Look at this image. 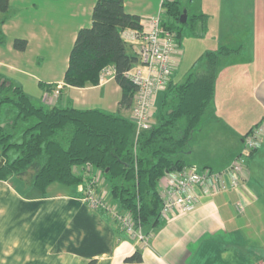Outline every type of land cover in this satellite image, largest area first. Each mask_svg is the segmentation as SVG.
<instances>
[{
    "label": "crops",
    "instance_id": "obj_1",
    "mask_svg": "<svg viewBox=\"0 0 264 264\" xmlns=\"http://www.w3.org/2000/svg\"><path fill=\"white\" fill-rule=\"evenodd\" d=\"M95 2L9 0V10L0 13V23L4 20L0 27L8 42L0 48L19 57L20 52L9 43L15 38L25 39L27 46L33 45L34 49L71 46L78 30L90 26ZM122 2L124 11L137 16L140 25L155 16L162 4V0ZM194 6L195 16H207L206 32L220 38L219 44L224 43L223 39L253 37V54L257 39H264V0H197ZM210 21L219 22V26ZM132 31L125 29L123 33ZM128 42L130 52L137 54L141 40ZM261 48L255 47L257 54H261ZM238 49L236 53L243 54V49ZM228 59L222 63L224 66L237 65L235 59ZM0 69V74L7 73L23 89L16 82L20 74L16 64L0 60ZM255 70L257 75L246 73L251 81L244 87L235 83L245 77L241 75L222 84L218 91L215 81L211 109L202 119L210 127L200 129L201 121L199 131L193 133L190 145L180 156L186 167L214 172L225 169L241 152L248 131L259 123L264 126V62L258 63ZM63 76L51 74L46 78L45 85L58 86L59 95L54 98L51 88H41L40 104L96 109L130 119L132 107L119 106L122 89L114 79L74 88L63 82ZM163 94L159 92L156 97L153 119ZM44 96L47 99L43 100ZM213 121L216 125H209ZM203 130L209 131L204 134ZM243 174L242 182L250 190L246 198L234 190L203 197L192 212L144 228L143 233L150 236L147 246L133 239L107 213L93 210L84 202L85 185L69 187L68 193L52 191L59 185L52 184L42 194L26 179L12 176L0 181V264H259L264 262V134L260 148L248 157ZM165 184L164 176L158 190ZM98 189L110 203L114 202L104 180L100 179ZM238 203L243 207L241 213L235 209ZM136 251L141 262H127L125 259Z\"/></svg>",
    "mask_w": 264,
    "mask_h": 264
},
{
    "label": "trees",
    "instance_id": "obj_2",
    "mask_svg": "<svg viewBox=\"0 0 264 264\" xmlns=\"http://www.w3.org/2000/svg\"><path fill=\"white\" fill-rule=\"evenodd\" d=\"M163 6L166 16L180 19L179 2L165 1ZM8 10L9 0H0V13ZM191 20L200 25L203 35L207 16ZM125 29L140 30L141 25L137 16L124 11L122 0H96L90 26L76 34L63 82L74 88L96 86L100 70L110 65L122 89L119 106L132 107L136 89L124 74L138 56L122 36ZM4 39L0 27V44ZM12 47L24 51L27 41L15 38ZM239 50L209 51L199 59L205 72L193 68L182 83L169 80L157 101L154 123L138 134L135 124L120 114L36 105L21 86L0 74V181L24 178L43 194L52 184L86 186L96 178L92 187L99 193L101 179L114 202L106 201L127 213L136 228L143 232L160 224L158 183L169 172L186 167L180 156L212 104L217 71ZM39 85L51 88V94L56 86ZM125 260L141 262V255L136 251Z\"/></svg>",
    "mask_w": 264,
    "mask_h": 264
},
{
    "label": "built area",
    "instance_id": "obj_3",
    "mask_svg": "<svg viewBox=\"0 0 264 264\" xmlns=\"http://www.w3.org/2000/svg\"><path fill=\"white\" fill-rule=\"evenodd\" d=\"M162 4L155 16L141 24L140 30L123 33L125 39L139 38L141 45L137 50L138 62L124 75L135 86L130 120L135 124L136 134L146 130L151 125V110L159 92L168 84L175 69V41L174 33L163 26L165 22V8ZM115 69L108 65L103 67L98 75V84H104L113 79ZM59 87H55L52 97L57 98ZM264 126L262 123L254 126L243 138L241 152L228 167L221 171H197L188 167L166 174V184L159 190L162 201L160 218L167 221L170 218L192 212L203 197H212L227 190H234L243 197L250 194V190L243 184L244 171L248 157L260 148L263 140ZM98 179L94 178L92 183ZM91 182V181H90ZM85 186L83 198L93 210L107 213L127 234L143 246H147L149 235H145L140 227L135 226L132 218L116 206L106 201L102 193L92 187V183ZM242 204L235 209L242 211ZM259 264H264L261 262Z\"/></svg>",
    "mask_w": 264,
    "mask_h": 264
},
{
    "label": "rangeland",
    "instance_id": "obj_4",
    "mask_svg": "<svg viewBox=\"0 0 264 264\" xmlns=\"http://www.w3.org/2000/svg\"><path fill=\"white\" fill-rule=\"evenodd\" d=\"M196 1L197 0H179V6L181 8V12L185 9L187 13L185 23H181L180 19L178 20L166 15L164 17L165 23L163 24V26L174 33V41H175L174 60H175V69H176V70L174 69L173 77H172L174 83L175 84L182 83L186 78V76L188 75V73L193 68H194L193 70L197 73L205 72L207 69L206 65L203 61H199V59L205 53L209 51H216L219 49L220 46H224L230 49H237L241 47V49H243V54L234 53L233 55L229 56V59L232 58L233 60L235 59L234 64L237 65L229 64L224 66L222 64L220 66V68L217 71L216 90L218 91L219 89H222L219 88L222 86V84H225L227 81L229 82L230 80H232V78L239 77L240 75L245 77L242 79L240 78V80L235 81V83L237 87H244L246 83L251 81L246 76L257 75V71L255 70V67L257 66L258 63L264 62V39L263 38L257 39V42L253 47L254 51L252 54L251 49L253 45V37L245 36L240 39H223L224 43L219 44L220 38L215 36L213 33L210 34L209 31L208 32L205 31V33H203L202 35L200 25L191 20L193 19V16L196 15L194 9L195 7L194 5ZM210 23L215 27L219 26V22L217 21H210ZM3 35L4 38H8L6 37V34L3 33ZM55 40L57 41L59 39H55ZM9 41H10L9 42L10 45L12 46L13 39L11 40L9 39ZM4 42H8V39H4ZM5 44L6 46H9L7 43ZM56 44L59 43L56 42ZM11 46L9 47L11 48ZM258 46L262 47L261 48L262 51H260L261 54L256 53L257 50L255 49V47L257 48ZM71 47L72 45L63 46L62 44H60L59 46H54L53 48L44 46L41 49H34L33 45H30L29 47L27 46V48L24 51H18L20 52L19 57L11 56L9 53H7L6 48L4 49L0 48V60H2L5 63L12 62L13 64H16L18 68L22 69V70L20 69L18 70L20 74L16 77L17 80L16 82H19L23 86L24 92L27 93L28 96L30 95L32 101L36 105H38L40 104L39 99L43 94V90L41 89V86L39 84L45 85L46 83H48V81H46V78H50L49 76H51V74H61V75L64 74ZM64 58H66L65 60H67L66 63H63ZM223 66L225 67V70H223L224 68ZM4 76L9 78L7 76V73ZM9 79L15 80L12 78ZM238 90L240 91L241 89L238 88ZM42 98L43 100H45L47 99V96L46 97L44 96ZM210 109L211 108L209 107L205 116L209 113ZM240 109H242V107ZM205 116L203 117V120L206 118ZM151 119H152L151 122L153 121L152 123H154L155 119L153 118ZM203 120L200 129L202 128V126L203 128L210 127L208 125L203 124ZM209 125H216V123L215 121H213ZM208 131L209 130H203L202 133L205 134ZM190 143L191 142H189L188 145H190ZM191 146H193V144H191ZM55 190H61V191L65 190L68 193L70 192V188L69 187L67 188L63 185H55L54 188H52V191Z\"/></svg>",
    "mask_w": 264,
    "mask_h": 264
},
{
    "label": "water",
    "instance_id": "obj_5",
    "mask_svg": "<svg viewBox=\"0 0 264 264\" xmlns=\"http://www.w3.org/2000/svg\"><path fill=\"white\" fill-rule=\"evenodd\" d=\"M186 14H187V13H186V10L184 9V10L182 11L181 16H180V22H181V23H185V22H186V17H187ZM2 163H3V160L0 161V165H2Z\"/></svg>",
    "mask_w": 264,
    "mask_h": 264
}]
</instances>
